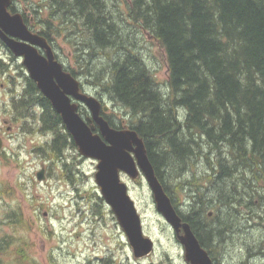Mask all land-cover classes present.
<instances>
[{"label": "trees", "instance_id": "16d2710c", "mask_svg": "<svg viewBox=\"0 0 264 264\" xmlns=\"http://www.w3.org/2000/svg\"><path fill=\"white\" fill-rule=\"evenodd\" d=\"M109 4L108 0H46L40 6L47 11L41 7L31 10L35 23L41 25L38 32L55 50L53 35L78 33L82 41L74 48L82 49L81 69L64 64L66 70L96 80L110 100L132 115L133 120L124 126L137 130L144 139L160 179L170 162L176 168L189 160L194 167L203 163L200 158L207 162L206 174L216 187L217 220L208 222L210 212L208 220L204 217L209 184L206 191L197 188L192 213L182 215L201 243L225 238L243 218L240 215L249 222L262 219L264 0H130L122 19L114 17ZM43 11L46 18H41ZM50 19L58 21L57 26ZM123 21L147 32L162 48L168 69L165 88L133 43L137 33L125 29ZM76 39L71 37V41ZM102 51L112 56L105 60L108 68L105 61L101 68L90 62L93 52ZM29 80L34 92L23 96L26 106L29 98L43 105V130L54 131L58 139L53 140L51 149L63 159L65 147H76L75 141L51 101L36 93L39 88ZM124 126L121 121L120 128ZM64 169L73 180V165L64 162ZM98 198L105 202L102 196ZM102 204L95 203L97 210ZM10 218L13 225L22 226L21 212L12 210ZM12 240L0 239V253L9 250L6 246ZM5 262L0 258V264Z\"/></svg>", "mask_w": 264, "mask_h": 264}, {"label": "rangeland", "instance_id": "374dc122", "mask_svg": "<svg viewBox=\"0 0 264 264\" xmlns=\"http://www.w3.org/2000/svg\"><path fill=\"white\" fill-rule=\"evenodd\" d=\"M21 1L29 8L35 9L46 3V0ZM129 1L108 0L110 8L118 15L111 12L115 18H124L122 14H126ZM41 8L46 10L43 6ZM46 17L47 14L43 11L41 18ZM50 21L57 26L58 21ZM34 26L38 29L41 25L34 23ZM122 26L137 33L133 43L145 57L159 84L165 88L168 69L164 52L158 42L147 32L140 31L127 21H123ZM66 34L53 35L56 52L67 68L74 67L79 71L81 67L78 61L83 60L80 57L82 49L74 47L81 44L82 39H79L76 31L74 35ZM72 36L77 39L71 41ZM109 51L115 54L114 49ZM93 53L95 55L90 62L99 63V68L105 60L108 62V59H112L105 51ZM106 61L104 66L108 68ZM12 65L2 69L0 63V135L3 137L0 150V239L14 238L6 246L9 250L0 253V258L6 261L5 264H150L149 260L158 264H188L185 246L171 223L158 210L145 174L140 172L138 177L133 178L122 171L121 178L128 184L129 194L141 216L144 234L154 241L150 255L145 258L134 256L132 249L126 245L128 239L125 231L112 208L98 198L101 196L95 180L98 160L83 156L77 145L74 148L66 146L63 159L55 154L51 149L53 140H44L45 136L36 127L38 116L42 114V110L36 105L29 110L36 114L34 118L26 114L22 116V113L17 118L14 94L21 89V84L17 90L14 88V80L10 81L9 78L7 81L3 75L6 76L9 72L8 75L16 78L18 72L25 73L27 68L21 60L13 62ZM75 76L81 80L86 92L113 106L112 118L117 121V125L122 121L124 126L127 121L133 120L125 108L116 107L114 101H109V93L95 84L98 83L96 80L81 72L75 73ZM81 112L85 113V109L82 108ZM7 125H11L12 129L8 130ZM52 136L53 132H48L47 137ZM199 160L203 163L195 167L190 160L187 165L178 164V168L170 162L161 171V179L158 178L181 216L192 213V205L196 204L198 199L197 188L200 186L201 191H206L205 186L209 184L211 192L208 191L205 196L209 200L206 198L208 208L204 217L208 220V212H212V219L208 222H215L217 217L214 216L218 209L216 187L206 174L207 162L203 158ZM64 162L73 165V180L68 179ZM42 168H45L46 177L38 180L37 172ZM188 182H191L190 185ZM96 202L103 203L101 207L98 206L99 210L95 206ZM12 210L22 213V226L13 225L10 218ZM239 217L244 218L243 215ZM243 218L233 224V228L227 232L230 238L225 237L222 244L220 240L202 243L220 264H227L228 261H238L232 264H241L254 253L252 248L264 240V217H256L251 219V222ZM183 233L182 230L181 234ZM257 262L264 264V259Z\"/></svg>", "mask_w": 264, "mask_h": 264}, {"label": "water", "instance_id": "95a60500", "mask_svg": "<svg viewBox=\"0 0 264 264\" xmlns=\"http://www.w3.org/2000/svg\"><path fill=\"white\" fill-rule=\"evenodd\" d=\"M10 2L11 0H0V38L15 55L24 57L23 63L30 77L61 115L79 152L83 156L98 160L96 183L128 236L136 257L149 254L154 248V241L144 234L141 216L129 194L128 184L121 178L122 171L133 178L138 177L140 172L145 174L158 210L171 223L185 246L186 260L191 264H213L191 225L183 220L159 180L144 139L135 129H118L111 126L100 113L101 101L81 90V81L64 68L45 36L32 32L21 13L12 14L8 11ZM40 48H44L45 53H41ZM76 101L84 103L92 112V117L85 119L79 113ZM104 108L107 109L108 106ZM94 121L99 126L98 132L94 131ZM2 146L3 139L0 136V150ZM45 177V168H42L37 172V178L43 180ZM209 215H212V212Z\"/></svg>", "mask_w": 264, "mask_h": 264}, {"label": "flooded vegetation", "instance_id": "af4514ba", "mask_svg": "<svg viewBox=\"0 0 264 264\" xmlns=\"http://www.w3.org/2000/svg\"><path fill=\"white\" fill-rule=\"evenodd\" d=\"M8 11L10 13H12V14H14V13H21L22 14V17L24 19V22L28 25L29 29L32 32H36V33H38L40 35H43V34L39 33L38 30H37V28L34 26L35 21H37L34 12L31 10V8H29V6L24 5L21 0H11L10 4L8 6ZM12 37H14V38H16L18 40L20 39L19 37H15V36H12ZM48 41H50V40L48 39ZM0 50L2 51V54H0V63H1L2 69H5V68H7L9 66H13L12 63L13 62H16L18 60H21L23 62V58L24 57L23 56H17V55H15L14 52L10 49V47L1 38H0ZM39 51L41 53H45L46 50L44 48H40ZM57 54L58 53L56 52V55ZM8 73H7L6 76L5 75H3V76L7 79V81L9 80V78H11L10 81H13L14 80V88L15 89L18 90V87L21 84V89L18 90L14 94V100L17 102V105L14 106L18 110L17 111V113H18L17 118L20 117L19 116L20 113H22V116L26 114L27 116L29 115L30 118H32V117L34 118L36 116V114L34 115L33 112H29V110H31L32 108H34L35 105H36L37 108H40L42 110V114H43V112H45L44 111V107H43V105L39 101L35 102L34 99L29 98L27 100H29L30 103H29L28 106H26V102H25L26 100L23 99L24 98L23 96L25 94L27 95V93L34 92V90H32L30 88L31 83L29 82L30 81L29 80L30 75L28 74V71L25 72V73H19L18 72L16 78L14 76H12L11 74L8 75ZM36 85H37V83H36ZM81 87H82V91H85L86 92V90L83 88V85ZM35 92L36 93H39V92L42 93L40 89H38V92L37 91H35ZM27 96H29V95H27ZM100 101L102 102V108H101V112L100 113L109 121V123L112 126H116V127H119L120 128V125H117L118 124L117 121H115L112 118V116L114 115V113H113V106L112 107L109 106L108 104H106L105 101H103L101 99H100ZM74 102H75V100H74ZM76 102L78 103V107H79L78 110H79V112L81 114H82L81 109L82 108L85 109V113L82 114V116L84 118L88 119L89 117H92V112L84 105V103H82L81 101H76ZM105 105H108V108L107 109L104 108ZM116 107H120V106L118 104H116ZM27 113H29V114H27ZM42 114H40L38 116V119H37L38 126H36V127L41 132V134L43 136H45L44 137V140L45 139H47V140H57L58 138L56 136H54V131L47 130V129L43 130V128H45V122L43 121L45 115H42ZM24 119L27 120L28 118H24ZM48 119H49V115H48ZM32 121L35 124L34 119H32ZM94 122H95V126L96 127H99L98 124L96 123V121H94ZM6 123H7V121H6ZM7 129L8 130H11L12 129V126L11 125H7ZM48 132H53V136L50 137V138L47 137ZM2 139H3V137H2ZM126 237L128 239V242H126V245H129V247L132 249V252H133L134 256L136 257V255L134 253V249H133V247L131 245V242H130V240H129V238H128L127 235H126ZM226 238L229 239L228 238V234L226 235ZM215 240H220V243L222 244V240H225V238L224 237L222 238V236H221L219 238H214V241ZM201 245L204 247V245L202 243H201ZM251 251H254V253L253 254H250L247 258L245 257L246 259L243 260L241 262V264H258L257 261H259L260 259H264V240L262 242H260V245L255 246L254 248H252ZM152 252L153 251H151L149 254H147L145 256L137 257V258H145L146 256L150 255ZM207 252H208L209 256L211 257L213 264H220V262L217 261V259H215V256H212L211 251L207 250ZM258 258H259V260H258ZM149 262H151L150 264H152L153 263V260H149ZM187 262H188V264H191L189 261H187ZM233 262H235V261H232V262L231 261H228L227 264H232ZM237 262H235V263H237ZM192 264H194V263L192 262Z\"/></svg>", "mask_w": 264, "mask_h": 264}, {"label": "bare ground", "instance_id": "6f19581e", "mask_svg": "<svg viewBox=\"0 0 264 264\" xmlns=\"http://www.w3.org/2000/svg\"><path fill=\"white\" fill-rule=\"evenodd\" d=\"M188 222V221H187ZM189 223V222H188ZM190 224V223H189ZM191 225V224H190ZM191 228H193L192 226H191Z\"/></svg>", "mask_w": 264, "mask_h": 264}]
</instances>
